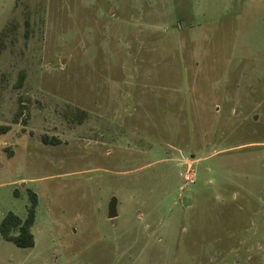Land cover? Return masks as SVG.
I'll list each match as a JSON object with an SVG mask.
<instances>
[{
  "label": "rangeland",
  "instance_id": "374dc122",
  "mask_svg": "<svg viewBox=\"0 0 264 264\" xmlns=\"http://www.w3.org/2000/svg\"><path fill=\"white\" fill-rule=\"evenodd\" d=\"M0 126V264H264V0H0Z\"/></svg>",
  "mask_w": 264,
  "mask_h": 264
},
{
  "label": "trees",
  "instance_id": "16d2710c",
  "mask_svg": "<svg viewBox=\"0 0 264 264\" xmlns=\"http://www.w3.org/2000/svg\"><path fill=\"white\" fill-rule=\"evenodd\" d=\"M10 131V126H0V135H5ZM30 202L28 215L25 220L14 213H9L0 225L2 237L21 249L35 247V236L32 232V227L36 221V209L38 205V198L35 193H30Z\"/></svg>",
  "mask_w": 264,
  "mask_h": 264
},
{
  "label": "water",
  "instance_id": "95a60500",
  "mask_svg": "<svg viewBox=\"0 0 264 264\" xmlns=\"http://www.w3.org/2000/svg\"><path fill=\"white\" fill-rule=\"evenodd\" d=\"M117 198H112L111 202L109 203L108 207V219L114 220L118 218V212H117ZM187 202H185L186 204Z\"/></svg>",
  "mask_w": 264,
  "mask_h": 264
}]
</instances>
